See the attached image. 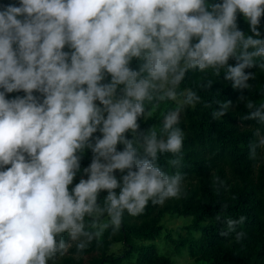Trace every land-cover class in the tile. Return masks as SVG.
I'll list each match as a JSON object with an SVG mask.
<instances>
[{"label": "clouds", "instance_id": "obj_1", "mask_svg": "<svg viewBox=\"0 0 264 264\" xmlns=\"http://www.w3.org/2000/svg\"><path fill=\"white\" fill-rule=\"evenodd\" d=\"M262 18L264 0L0 4V264H50L67 251L65 233L82 251L110 226L118 231L125 212L178 199L181 174L165 172L158 154L181 152L178 113L200 97L188 89L159 135L141 121L184 95L176 89L190 70L227 66L225 78L247 87L243 69L264 57V38H254Z\"/></svg>", "mask_w": 264, "mask_h": 264}, {"label": "trees", "instance_id": "obj_2", "mask_svg": "<svg viewBox=\"0 0 264 264\" xmlns=\"http://www.w3.org/2000/svg\"><path fill=\"white\" fill-rule=\"evenodd\" d=\"M9 2L12 0H0V4ZM237 25L245 38L252 35L242 16H238ZM254 38H264V18L261 36ZM253 50L248 48L249 52ZM239 52L238 47L237 55ZM240 62L242 59L230 58L228 64L235 66ZM262 63L264 57H253L252 66L243 69L249 76L243 82L247 87H234L233 80L225 78L227 66L218 71L190 70L176 91L184 94L179 96L182 100L188 89L200 99L194 100V107L185 104L178 113L179 123L174 127L183 132L181 152L175 156L158 154L157 160L169 175L181 174L180 197L169 199L162 206L149 201L144 213L136 217L125 212L118 231L113 232L110 226L82 251L76 247L79 241H70L65 233L63 239L70 255L58 254L59 264H173L168 255L156 248L153 241L159 238L169 241L175 252L183 248L195 264H264V146L259 145L264 138V124L259 116L249 117L257 109L264 115V108L260 107L264 104ZM249 102L251 108L247 107ZM178 107H162L160 102L158 111L141 121L142 127L145 131L155 129L159 135L164 116ZM177 157L178 164L169 163ZM89 158L90 154H86L82 167ZM104 195L101 193L98 201L101 205ZM165 214L187 219L182 226L183 235L177 234L173 239L163 231L161 219ZM241 217L243 222L229 227V220L239 221ZM87 221L86 217V228ZM239 233L242 235L238 238ZM110 240L120 241L123 251L106 254Z\"/></svg>", "mask_w": 264, "mask_h": 264}, {"label": "rangeland", "instance_id": "obj_3", "mask_svg": "<svg viewBox=\"0 0 264 264\" xmlns=\"http://www.w3.org/2000/svg\"><path fill=\"white\" fill-rule=\"evenodd\" d=\"M182 102H183L182 98L178 96L177 101H171V100L162 101V107L167 104L181 105ZM156 111L158 110L155 109L153 113H155ZM102 221L106 222L107 216H104L102 218ZM186 222L187 219H184L183 217L180 216L179 217L174 216L173 214H165L161 219L163 231L168 232L169 236L173 239L176 238L177 234H181V235L184 234L185 231L182 228V226L186 224ZM153 242L160 253L168 255L169 259L173 264H195V262L187 256L183 248L180 249L178 252H175L173 246L169 243V241L164 240L163 238L156 239ZM123 249L124 246L121 244L120 241L110 240V244L105 252L106 254L116 255L121 253ZM68 255H70V253L68 252V246H67V251L62 257ZM59 260L60 258L55 259L54 261H51L50 264H59Z\"/></svg>", "mask_w": 264, "mask_h": 264}]
</instances>
